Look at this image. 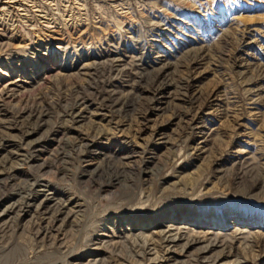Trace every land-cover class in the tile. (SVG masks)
<instances>
[{"label":"rangeland","instance_id":"obj_1","mask_svg":"<svg viewBox=\"0 0 264 264\" xmlns=\"http://www.w3.org/2000/svg\"><path fill=\"white\" fill-rule=\"evenodd\" d=\"M0 264H264V0H0Z\"/></svg>","mask_w":264,"mask_h":264},{"label":"bare ground","instance_id":"obj_2","mask_svg":"<svg viewBox=\"0 0 264 264\" xmlns=\"http://www.w3.org/2000/svg\"><path fill=\"white\" fill-rule=\"evenodd\" d=\"M169 232V231H168ZM170 232H171V230H170ZM172 240H173V238H172ZM152 249L151 248H149L148 247V245L146 244V243H144L143 245H141V249H140V251H141V253H145L146 251H151ZM145 251V252H144ZM134 252V251H133ZM138 252V251H137ZM134 254H136V253H134ZM138 255V254H137Z\"/></svg>","mask_w":264,"mask_h":264}]
</instances>
